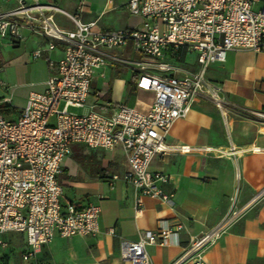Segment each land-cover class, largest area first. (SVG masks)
<instances>
[{
  "label": "built area",
  "instance_id": "built-area-1",
  "mask_svg": "<svg viewBox=\"0 0 264 264\" xmlns=\"http://www.w3.org/2000/svg\"><path fill=\"white\" fill-rule=\"evenodd\" d=\"M16 2L13 8L0 10V36L22 40L20 30L27 29L48 39V49L54 48V42L64 47L61 59L48 60L44 92H30L15 119L8 120L1 112L10 97H0V235L23 233L27 248L21 259L29 261L55 236L94 237L100 231L97 205L62 206L60 202L62 187L57 178L72 143L89 149H123L127 169L121 175L113 174L111 182L123 180L133 186L135 214L143 211L141 196L173 207V193L161 187L168 176L151 172L150 163L157 155L196 150L187 144H168L169 130L176 119L185 117L193 104L204 99L219 109L224 107V97L219 88L207 82L205 71L209 65L222 62L228 50L259 51L264 47V6L254 10L257 0H128L129 13L144 20L142 29L101 31L95 29L94 22L84 24L74 16H70L74 29L64 30L53 17L59 11L57 7L37 0L31 4ZM129 45L138 54L135 60L112 54V50ZM168 46L193 53L198 71L181 70L161 61ZM40 56V49L31 52L33 59ZM115 63L133 68L137 89L153 93L146 110L99 101L101 92L95 94L93 104H86L94 70ZM70 107L84 111L72 113ZM246 113L264 125V109ZM50 118H54L53 123ZM239 151L230 144L222 155L236 156ZM262 197L264 188L252 201ZM241 212L232 201L227 214L212 228L191 238L171 264L188 260L206 264L204 252L240 218ZM181 228V224L164 221L154 231L139 232L136 241L121 242L120 258L129 264H151L146 247L176 244ZM4 247L6 243L0 239V248Z\"/></svg>",
  "mask_w": 264,
  "mask_h": 264
},
{
  "label": "crops",
  "instance_id": "crops-1",
  "mask_svg": "<svg viewBox=\"0 0 264 264\" xmlns=\"http://www.w3.org/2000/svg\"><path fill=\"white\" fill-rule=\"evenodd\" d=\"M24 1L28 4L34 2ZM127 1L37 0L39 4H50L59 9L53 17L64 30L75 27L70 16L84 24L94 22L95 29L101 31L140 30L144 20L129 13ZM16 4V0H0V10L13 8ZM262 6L264 0H257L253 9L258 10ZM20 33L22 40L0 36V58L4 57L2 47L11 58H32L31 52L40 49L41 56L36 59L44 58V72L40 80L29 83L35 88L29 93H42L49 75L48 60L57 61L63 57V44L54 42V48L48 49V39L27 29H21ZM112 54L138 58L130 45L116 48ZM160 60L185 71L199 69L196 57L185 48L175 50L168 46ZM124 67L125 72L128 69L129 72L123 77H111V81L95 94H103L99 101L146 110L153 93L137 89L136 71ZM100 68L95 69L93 75ZM205 78L211 86L219 88L224 97V107L219 109L207 99L193 104L185 117L173 122L166 141L168 144H187L196 150L157 155L149 167L151 172L168 176V182L161 187L165 192L173 193V207L156 198L141 196L143 211L135 214L133 186L123 180L111 182L113 174L121 175L127 169L123 149L116 146L112 150H78L69 153L62 163L57 178L62 187L60 202L62 206L68 203L79 207L88 203L97 205L100 208L99 233L94 237L55 236L39 248L35 258L24 261L21 253L27 248L25 235L7 232L0 235L6 243V247L0 248L2 263L129 264L120 258L121 242L136 241L139 232L154 231L168 221L172 225H182L177 243L149 245L146 251L151 264H171L185 250L191 238L209 230L227 214L233 201L234 208L242 210L241 216L204 252L205 262L264 264V197L252 201L255 194L264 188V125L246 113V110L264 109V47L259 51L244 48L228 50L222 62L207 67ZM93 82L92 76L90 91ZM5 91L9 96L0 97H10V103L3 104L1 112L6 119L13 120L25 105L29 93L14 106L12 90L5 87ZM95 94L87 105L94 103ZM50 122L53 123L54 118H50ZM230 144L238 148L239 153L236 156L222 155ZM204 148H208L207 151H203ZM110 228L113 233L108 232ZM181 264L192 263L188 260Z\"/></svg>",
  "mask_w": 264,
  "mask_h": 264
},
{
  "label": "rangeland",
  "instance_id": "rangeland-1",
  "mask_svg": "<svg viewBox=\"0 0 264 264\" xmlns=\"http://www.w3.org/2000/svg\"><path fill=\"white\" fill-rule=\"evenodd\" d=\"M3 58H0V96H9L5 91V87L13 92L12 105L20 104L29 91L34 90V86L29 83H34L42 78L44 72V58H11L9 53L4 52L2 47ZM194 55V54H193ZM195 56V55H194ZM127 61H133L135 58H124ZM125 65L114 64L110 67H101L95 71L93 75V84L91 86V95L87 98L86 103H90L92 97L97 90L102 89L105 83L111 81L113 76L123 77L125 72ZM129 67V66H128ZM119 76V77H120ZM84 108L70 107L69 111L72 113H81ZM87 146L81 143H72L69 145L70 153L78 150H87ZM67 195L66 189L64 190Z\"/></svg>",
  "mask_w": 264,
  "mask_h": 264
},
{
  "label": "trees",
  "instance_id": "trees-1",
  "mask_svg": "<svg viewBox=\"0 0 264 264\" xmlns=\"http://www.w3.org/2000/svg\"><path fill=\"white\" fill-rule=\"evenodd\" d=\"M177 54H178V52L177 53H174L173 55L176 56Z\"/></svg>",
  "mask_w": 264,
  "mask_h": 264
}]
</instances>
